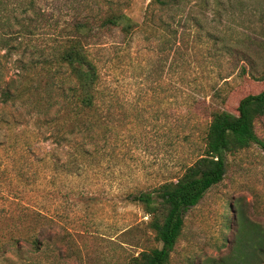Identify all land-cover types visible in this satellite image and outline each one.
<instances>
[{"label":"rangeland","instance_id":"obj_1","mask_svg":"<svg viewBox=\"0 0 264 264\" xmlns=\"http://www.w3.org/2000/svg\"><path fill=\"white\" fill-rule=\"evenodd\" d=\"M11 3L31 31L24 40L39 49L83 27L78 37L97 71L98 122L89 136L58 147L35 117L4 111L10 125L0 127V244L15 238L19 249L0 264H125L159 248L148 216L120 195L150 190L191 162L207 121L197 100L234 114L241 96L264 87L251 78L264 73V0ZM254 131L264 141V115ZM239 219L264 227V150L256 145L228 155L221 182L184 213L168 264L223 257ZM40 228L48 240L32 252L23 240Z\"/></svg>","mask_w":264,"mask_h":264},{"label":"trees","instance_id":"obj_2","mask_svg":"<svg viewBox=\"0 0 264 264\" xmlns=\"http://www.w3.org/2000/svg\"><path fill=\"white\" fill-rule=\"evenodd\" d=\"M147 1L160 3V0ZM11 5V0H0V127L10 125L3 120V114L7 108H13L21 109L24 117H35L37 124L48 131L50 143L58 147H65L64 142L69 138L89 136L98 122L97 71L78 37L83 27H76V35L62 38L48 50L39 49L24 40L31 31L23 27ZM104 24L119 22L116 18H106ZM129 27L127 23L122 31L126 32ZM251 78L262 82L264 73ZM195 107L205 114L207 121L200 147L193 148L191 162H182L179 175L150 190L133 189L120 195L121 202L139 206L148 216L146 227L160 245L139 252L125 264H168L183 228L184 213L221 182L226 157L252 145L264 150V141L254 131L255 121L264 115V87L241 96L236 101L234 114L209 109L203 100H197ZM184 142L190 143L187 138ZM76 152L81 156L88 154L83 147ZM37 233L38 237L32 233L23 240L32 252L39 249L44 239L48 240L43 228ZM18 249V240L8 238L0 244V258ZM210 262L264 264V227L239 219L227 254Z\"/></svg>","mask_w":264,"mask_h":264}]
</instances>
